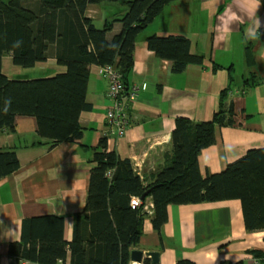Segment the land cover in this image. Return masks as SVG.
Listing matches in <instances>:
<instances>
[{"label": "crops", "instance_id": "obj_1", "mask_svg": "<svg viewBox=\"0 0 264 264\" xmlns=\"http://www.w3.org/2000/svg\"><path fill=\"white\" fill-rule=\"evenodd\" d=\"M124 9L104 1L90 4L86 13L101 27ZM120 27L116 22L107 37ZM152 34L187 37L191 53L203 55L204 64H189L182 73H172L170 62L148 49L145 38ZM247 42L251 43L255 63L252 72L261 83L242 94L239 87L249 71L245 61ZM49 52L46 61L34 65L39 68L37 74L21 76L22 68L8 55L2 58V70L10 78L46 77L63 71L53 48ZM216 64L233 67L236 88L230 99L242 120L239 127L216 128L215 143L198 156L202 175L217 173L248 149L264 148V8L259 0H176L167 4L139 34L134 47L127 85L138 90L129 101L130 121L122 136L112 134L106 123L111 101L108 82L98 65L89 67L86 100L90 108L80 113L82 136L78 140L51 148L38 144L31 117H17L13 131L0 129V149H14L20 161L16 171L0 179V264H20L8 251L11 242L20 240L25 218L62 216L63 238L72 239L74 215L84 209L91 159L102 137L106 136L109 150L130 159L140 173L149 175L164 165L171 152L175 118L206 121L217 110L228 71L214 68ZM167 215L160 232L154 230L149 217L145 219L140 240L133 248L143 253L142 261L155 251L159 253L156 264H176L179 259L195 264H256L255 260L264 264V257L256 258L250 252L264 251V230H246L238 199L169 204ZM142 261L130 259L129 264ZM65 264H69V256Z\"/></svg>", "mask_w": 264, "mask_h": 264}, {"label": "trees", "instance_id": "obj_2", "mask_svg": "<svg viewBox=\"0 0 264 264\" xmlns=\"http://www.w3.org/2000/svg\"><path fill=\"white\" fill-rule=\"evenodd\" d=\"M118 2L125 9L106 19L101 27L88 17L90 4ZM176 0H0V129L13 131L17 117H31L36 124L38 144L49 148L73 142L82 136L80 113L90 108L86 100L90 65L114 64L126 87L134 62V47L141 34L165 6ZM264 8V0H259ZM221 11V9L219 10ZM118 22L120 30L107 33ZM156 57L170 62L172 73H182L189 64H204V56L190 51L183 35L145 38ZM50 48L63 71L39 77H8L2 58L11 57L20 68L46 61ZM247 77L239 87L244 94L261 83L255 72L252 46L247 42ZM227 85L220 91L218 108L211 119L193 121L176 117L171 132L167 162L153 172H138L132 161L107 148L102 137L95 149L89 172L84 209L74 215L73 236L63 238L64 218L43 215L25 218L21 238L9 244V255L42 264H129L133 248L149 217L154 230L161 231L168 219L169 204H198L238 199L248 232L264 230V148H251L217 173L202 175L198 156L216 141V128L239 127L242 120L230 94L236 88L232 65ZM241 112L245 117L248 114ZM244 117V118H245ZM20 167L14 149H0V179ZM137 196L142 204L132 208ZM149 199L152 214L143 209ZM254 257L264 251L251 250ZM142 264H156L145 258ZM176 264H195L179 259Z\"/></svg>", "mask_w": 264, "mask_h": 264}, {"label": "built area", "instance_id": "obj_3", "mask_svg": "<svg viewBox=\"0 0 264 264\" xmlns=\"http://www.w3.org/2000/svg\"><path fill=\"white\" fill-rule=\"evenodd\" d=\"M100 73L108 82L107 96L111 101L106 112V123L111 129V133L116 136L124 135L129 126V101L136 97L138 87L131 86L127 89L122 78V74L114 64H109L101 67ZM142 201L137 196H132L130 205L132 208L138 207ZM143 209L151 213L152 204L145 202ZM20 264H42L38 262L29 261L26 259H16ZM258 264V261L255 260ZM57 264H61L59 261Z\"/></svg>", "mask_w": 264, "mask_h": 264}, {"label": "water", "instance_id": "obj_4", "mask_svg": "<svg viewBox=\"0 0 264 264\" xmlns=\"http://www.w3.org/2000/svg\"><path fill=\"white\" fill-rule=\"evenodd\" d=\"M148 256L151 258L152 262L157 263L159 258V253L155 251H151L148 253ZM143 258V253L138 250H133L130 255V259L132 262L140 263Z\"/></svg>", "mask_w": 264, "mask_h": 264}, {"label": "rangeland", "instance_id": "obj_5", "mask_svg": "<svg viewBox=\"0 0 264 264\" xmlns=\"http://www.w3.org/2000/svg\"><path fill=\"white\" fill-rule=\"evenodd\" d=\"M106 3H114L116 5H121L120 3L118 2H110V1H105ZM122 6V5H121ZM97 25L99 24L98 22L96 23ZM21 71V76L25 75V74H29V75H34V74H37V72L39 71V68H35L34 66L33 67H29V68H22ZM37 76V75H36ZM33 78H39V77H33Z\"/></svg>", "mask_w": 264, "mask_h": 264}]
</instances>
